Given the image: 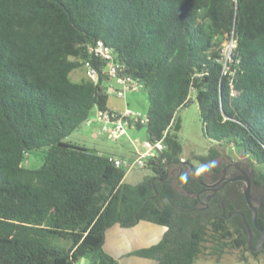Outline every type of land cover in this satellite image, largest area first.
<instances>
[{
  "label": "trees",
  "instance_id": "16d2710c",
  "mask_svg": "<svg viewBox=\"0 0 264 264\" xmlns=\"http://www.w3.org/2000/svg\"><path fill=\"white\" fill-rule=\"evenodd\" d=\"M99 40L147 91V139L165 143L136 184L109 153L69 138L109 108V62L90 50ZM193 101L204 135L249 153L251 178L264 184V0H0V264H119L107 232L140 221L167 227L159 243L130 252L159 264L234 251L261 261L245 254L243 220L225 219L217 202L197 208L204 186L179 169L192 161L182 159L178 114ZM33 153L38 167L27 166ZM221 154L211 147L192 162L203 179Z\"/></svg>",
  "mask_w": 264,
  "mask_h": 264
},
{
  "label": "rangeland",
  "instance_id": "374dc122",
  "mask_svg": "<svg viewBox=\"0 0 264 264\" xmlns=\"http://www.w3.org/2000/svg\"><path fill=\"white\" fill-rule=\"evenodd\" d=\"M85 74L83 69H80L76 72L72 73V77L74 79H79L82 75ZM108 85H114L115 87H120V84L116 81V79H112ZM126 102L127 107L136 112H140L144 115L148 114L149 109V99L147 91L144 88H140L138 90L128 91L126 93L125 99H118L114 96L113 93H109V102L111 105H120L122 102ZM179 120L181 122V129L178 131V136L184 145L183 156L186 158H182L183 160H190L194 164L199 165L200 161L197 159L198 155H208L211 147L218 148L222 154L228 155L230 158H234L242 161L247 164L251 169L253 167L254 161L252 160V156L249 153H245L241 147L234 145H219L217 141L207 137L203 133V122L201 120V113L199 109V105L196 101L191 102L188 106L183 107L179 112ZM100 124L95 125H87L83 123V125L74 131L70 135V140L73 142H78L80 144H84L89 147H98L102 148V150H112L114 152H118L115 150H120L126 158L127 163H131L128 165V171L125 176V181L128 183H139L143 181L146 177H150L152 172L134 162L138 159L139 149L145 148V143L147 140V127L146 125L136 128L129 129L128 134L122 136L118 141H113L107 139V146L103 147L101 142V136L96 134V130H98V126ZM220 158L217 160L219 161ZM43 159L40 155L35 153L31 154L26 163L29 167H38L42 164ZM191 162V163H192ZM134 225L130 231L132 235H138V232L143 229V226L136 227ZM126 228V227H125ZM142 235H138L141 237ZM246 255H251L248 251L245 252ZM241 254L239 251L225 253L220 261H216L213 256H206L199 259V264H264V258H261V261L254 260L252 257L248 256L249 260H242L239 257ZM208 260V261H207ZM77 264H90V259L88 257H83Z\"/></svg>",
  "mask_w": 264,
  "mask_h": 264
},
{
  "label": "flooded vegetation",
  "instance_id": "af4514ba",
  "mask_svg": "<svg viewBox=\"0 0 264 264\" xmlns=\"http://www.w3.org/2000/svg\"><path fill=\"white\" fill-rule=\"evenodd\" d=\"M219 158L220 160L218 163L222 165L221 169L217 171L210 169L203 172V176L205 178L204 180L210 184V187L202 184L204 189L197 193L196 196L200 199L201 196H204V199L200 200L197 208H209V202H217L219 210L222 211V215L225 219H229L231 221L243 220L245 224L246 218L251 224L253 230L252 248H248L247 251L251 252V254L262 255V257H264V202L258 209L257 220L259 225H256L253 221L252 209L249 207L247 201L243 203L240 200V194L241 191L243 192V186L245 183L244 180L240 179V177L245 176V174L248 173L251 178V169L247 164L240 160L230 158L228 155L221 154L218 159ZM175 172L176 171H173L172 174H175ZM174 176L178 177L176 174ZM251 181L252 195L254 199L258 201L262 196H264V184L254 181L252 178ZM227 205L234 206V209H229ZM245 210H251V219L246 217ZM236 215H241L242 217H235Z\"/></svg>",
  "mask_w": 264,
  "mask_h": 264
},
{
  "label": "built area",
  "instance_id": "2783aa9c",
  "mask_svg": "<svg viewBox=\"0 0 264 264\" xmlns=\"http://www.w3.org/2000/svg\"><path fill=\"white\" fill-rule=\"evenodd\" d=\"M90 50L97 56L109 62L108 73L112 79H116V81L120 84V87L109 85V93H114L119 97H125L128 91L142 88L141 84L132 83L130 77H123L119 74V64L115 61L114 51L103 40H99L96 45L91 46ZM88 75L95 80L98 78V73L93 67L88 68ZM148 121V114L144 115L131 109L120 111L117 109L108 108L96 110L85 120L84 123L92 126L95 124H100V130L102 133H105L112 139H118L128 134V130L130 128L138 127L139 124L146 125ZM164 148L165 143L162 139L158 141H150L147 139L145 148L140 150L138 159L134 162L144 167L149 158L154 157ZM108 158L118 167L123 165H131V163H127L126 160L112 153L108 154Z\"/></svg>",
  "mask_w": 264,
  "mask_h": 264
},
{
  "label": "crops",
  "instance_id": "0c3cea01",
  "mask_svg": "<svg viewBox=\"0 0 264 264\" xmlns=\"http://www.w3.org/2000/svg\"><path fill=\"white\" fill-rule=\"evenodd\" d=\"M109 86V85H108ZM114 94V93H113ZM118 99H125V97H119L116 94H114ZM109 108L112 109H117L120 111H125L127 109H130L127 107L126 102H122L120 105H111L110 102H108ZM98 130H96V134L101 136V142L102 146L106 147L107 146V139H110L108 135L105 133H102L100 128L101 126H98ZM138 127H134L131 129H136ZM121 138V137H120ZM118 138V139H120ZM118 139H112L113 141H118ZM99 149L100 151H103L105 153H112L115 154L124 160L127 161L126 156L120 152V150H115L118 152H114L112 150H102V148H98L97 146L94 147ZM144 148H140L142 150ZM186 159L185 157H183ZM136 227L143 226V229L138 232V235H142L141 237H138V235H132L130 231L131 229L134 228H125L121 227L119 225H116L109 229L107 232L106 240H105V249L113 255L115 258L118 259L119 264H159V261L155 258L152 257H146V256H140V255H135L131 254L130 252L144 248V247H150L152 245H155L159 243L166 231L167 227L164 225L156 224L153 222H148V221H140L136 224ZM208 261V260H207Z\"/></svg>",
  "mask_w": 264,
  "mask_h": 264
},
{
  "label": "water",
  "instance_id": "95a60500",
  "mask_svg": "<svg viewBox=\"0 0 264 264\" xmlns=\"http://www.w3.org/2000/svg\"><path fill=\"white\" fill-rule=\"evenodd\" d=\"M185 167H187L192 176L197 180L199 181L201 184L203 185H206V186H209L210 187V184H208L201 176V174L198 172L197 168L195 167V165L189 161H183L180 163V171H182ZM246 173V172H245ZM240 179L244 180V186H243V192H244V196H245V199L249 205V207L252 209V217H253V221L256 225H259L258 223V220H257V217H258V209L259 207L263 204L264 202V196H262L258 201H256L252 195V191H251V188H252V181H251V178L249 176L248 173L245 174V176H242L240 177ZM217 189V188H216ZM215 189V190H216ZM199 196V194H198ZM245 217V216H244ZM245 224L248 228V232H249V235H248V245H249V248H252V241H253V230H252V227H251V224L248 222V220L245 218ZM263 240V239H262ZM262 242V241H261ZM260 242V243H261Z\"/></svg>",
  "mask_w": 264,
  "mask_h": 264
},
{
  "label": "clouds",
  "instance_id": "9594fccd",
  "mask_svg": "<svg viewBox=\"0 0 264 264\" xmlns=\"http://www.w3.org/2000/svg\"><path fill=\"white\" fill-rule=\"evenodd\" d=\"M206 168H207V165H205V166H204V168H203V169H201V170H204V169H206ZM182 179H185V180H186V179H187V177H182Z\"/></svg>",
  "mask_w": 264,
  "mask_h": 264
}]
</instances>
